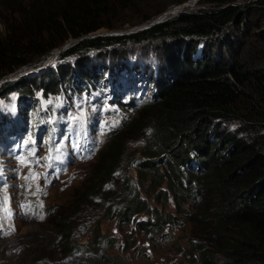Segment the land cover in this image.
I'll return each mask as SVG.
<instances>
[{
  "label": "trees",
  "instance_id": "16d2710c",
  "mask_svg": "<svg viewBox=\"0 0 264 264\" xmlns=\"http://www.w3.org/2000/svg\"><path fill=\"white\" fill-rule=\"evenodd\" d=\"M185 1L165 0L152 15L150 0L20 2L6 34L0 33V81L22 68H40L69 40L103 28L151 22L173 4ZM237 1L202 0L207 8L182 10L135 32L83 37L59 53L62 58L78 57L74 63L59 64L21 81L2 82L0 99L11 102L13 94L17 97L16 111L0 113V138L16 133L35 136L46 129L50 140L52 118L72 123L70 99L97 92L100 96L92 105L99 110L93 117L109 139L96 152L94 169L77 190L76 209L84 202L100 200L108 206L110 217L126 224L145 212L150 217L137 221V228L149 232L163 227L176 218L172 214L165 218L140 197L136 182L148 179L149 188L157 191L156 201L166 203L170 192L178 211L185 210L184 204L194 209L184 211L197 239L191 243V256L196 252L203 264H264V63L250 66L242 61L240 43L235 41L230 44L236 46L237 54L226 61L208 41L216 36L228 38L231 26L245 27L253 19L255 40L261 41L264 56V0H249L245 5ZM148 40L175 41L174 50H164L165 67L157 70L155 78L146 74L147 66H133L122 57L111 66L95 63L92 68L88 63L89 54L99 49L116 50ZM202 42L208 50L194 57ZM144 84L153 88L148 98L142 95ZM41 91L45 98L64 96L66 101L60 107L43 108L37 97ZM111 104L136 113L131 112L118 126L105 119L117 112ZM131 140L139 142V155L132 151ZM165 182L168 188H160ZM68 220L65 216L60 230L68 243L64 250L71 253L84 244L70 242ZM93 238L97 245L108 240L100 231ZM109 240L114 244L115 239Z\"/></svg>",
  "mask_w": 264,
  "mask_h": 264
},
{
  "label": "rangeland",
  "instance_id": "374dc122",
  "mask_svg": "<svg viewBox=\"0 0 264 264\" xmlns=\"http://www.w3.org/2000/svg\"><path fill=\"white\" fill-rule=\"evenodd\" d=\"M13 1L16 2L11 3ZM23 1L26 0H0V33L6 34V27L12 20L11 14L16 12L15 10L18 8L19 3ZM164 1L165 0H150V5L152 7H148L149 13L151 15L154 14L158 8L156 5H160ZM201 1L202 0L185 1L183 4H188L182 9H176L179 5H182V3L173 4L167 11L154 17L151 22L138 25H150L156 20L169 19L173 17L174 14L185 9L192 10L198 7L207 8L208 5L201 3ZM248 2L250 1L238 0L236 3L245 5ZM258 15V12L257 14H253L255 17ZM12 17L14 18L15 15ZM261 20L263 21L264 28V18ZM250 21L249 19V23L245 24V27L236 28L235 26H231L227 31L228 38L216 36L208 40L215 46H212V49L217 56L224 54L226 61L234 57L235 54H237V52H235L236 46L231 48L230 43L235 41L238 45L240 43L241 51L238 53L242 61L250 66H257L264 63V56L260 53V44L262 43L260 40H255L254 30L256 26H254L253 19L252 23ZM128 27L130 26L126 28ZM109 30L114 29L103 28L98 30L96 34ZM254 40L255 43L253 47H251ZM203 44L204 42L198 44L199 49L194 57L202 55L203 50H208V47ZM168 48L174 50L176 48L175 41H171L170 43L164 40H148L130 43L127 46L123 45L117 47L116 50L112 48L107 50L99 49L97 52L90 53L88 63L93 64L94 67L92 68H95V63L96 66L100 64L111 66L116 64L118 59L122 60V58H124V62H130L133 66L138 65L142 67V69L147 66L148 69L146 74L149 73V77L155 78L157 70L160 68L163 70L165 67L162 54L164 50ZM59 53L58 56L49 60L52 61L51 63H48V61L46 64L42 65H46L44 68H37V71L31 69L25 70L24 68L21 70L19 69V74L11 76L13 80L10 81H21L25 76L31 77L40 75L41 73H47L51 68L59 64L68 65L69 63H74L73 61H75L76 58L78 59V57L62 58ZM29 70L34 72L21 76L24 73L30 72ZM162 75L166 76L164 72H162L161 76ZM20 76L21 78H18ZM8 78L10 79V77H6L0 82ZM152 80V78L149 79V81ZM142 86L145 89L142 93V95H145L144 98L152 96L153 88L150 89L146 84ZM99 96L100 94L97 92H84L70 99L72 118L75 120L81 116L85 120L91 121L92 125L95 124V117H93V114L98 113L99 107L92 105V101L96 100ZM16 97L17 93L13 94L14 99H12L11 102L5 98L0 99V113H6L8 115L11 110L16 111V109H14ZM37 97L42 102L43 108H50V105L60 107V105L66 101V97L64 96L49 99L45 98L42 91L37 93ZM102 99L105 101V104L109 105L106 96ZM111 109L117 112L105 116V119L108 121L111 120L118 126L120 121L131 112L136 113L135 111L127 110V108L121 105L113 104ZM233 126H236V124L234 123ZM97 129L98 126L94 129V133L96 145L99 150L100 147L106 144L109 136L106 130ZM130 144L132 146V151L139 155L141 149L139 142L131 140ZM97 158L98 154L96 153L89 159H81V161L72 164L67 170L68 172L64 173L62 178L53 184L49 192L38 198L46 208L41 209L36 202L38 200L34 199V201H29L27 204H21L20 208L15 210L14 215H10L11 219H6V222L2 223L3 226L0 225V264H203L196 252L193 253L194 256L190 255L192 252V250H190L191 243L193 240L196 241L197 239L193 238V232L195 230H193L192 222L185 218L184 211L193 212L194 209L188 204H184L183 207L185 210L178 211L176 201H174L173 195L170 192L166 203L156 201L157 191L149 188L148 179L145 180L144 183L136 182L140 197L149 202L151 209H157L165 218L168 214H172L176 218L175 221L166 223L163 227L153 228L149 232L142 229L140 230L137 228L136 222L146 220L150 215L142 212L136 215L135 222L126 224L125 221L120 220L119 217H110L108 206L100 200L84 202L80 209H76L77 190L81 188L82 183L90 176ZM6 160L9 161L8 158H6ZM131 172L135 180H137V172L134 169H132ZM160 188L167 189V183L165 182ZM105 193L106 192H104V194ZM124 195V192L120 193L119 199L121 200ZM155 214L156 212L151 217L154 218ZM65 216L69 217L67 223L69 229L72 231L70 242L79 245L84 244V252L72 253L71 251V253H67L64 250V246L68 243L63 241L60 224H63L62 222ZM98 231L104 234L108 240L111 238L115 239L114 244H111L113 241L106 240L97 245L93 236ZM104 255H109L111 257L110 260L104 259Z\"/></svg>",
  "mask_w": 264,
  "mask_h": 264
},
{
  "label": "water",
  "instance_id": "95a60500",
  "mask_svg": "<svg viewBox=\"0 0 264 264\" xmlns=\"http://www.w3.org/2000/svg\"><path fill=\"white\" fill-rule=\"evenodd\" d=\"M187 4H188V3H184V4L182 3V5H179L176 9H182V8L185 7ZM155 22H158V21L156 20V21H154V23H155ZM147 23H149V22H147ZM154 23H152V24H150V25L147 24V25H144V26H143V25H135V27H128L129 29L126 28V29L109 30V31H107V32H98L97 34H112V33L116 34V33H118V32L130 33V32H135V30L141 29L142 27H145V28H146V27H150V26L154 25ZM130 28H131V29H130ZM127 29H128V30H127ZM97 34L94 33V34L84 35V36L79 37L78 39H81V38H83V37H87V36H91V37H93V36H97ZM78 39L69 40V41L66 42L65 44L61 45L60 48L58 49L57 54H58L60 51H62L61 49H63L64 47L71 45L72 41H77ZM49 63H51V61H50ZM45 66H46V65H45ZM45 66H40V67H41V68H44ZM34 71H37V69L34 70ZM34 71H30V72L24 73V74H22L21 76H24V75H26V74H30V73H32V72H34ZM21 76L18 77V78H21ZM6 80H13V79H11V77H10V79L8 78V79H6ZM6 80H3V81H6ZM0 83H2V82H0Z\"/></svg>",
  "mask_w": 264,
  "mask_h": 264
},
{
  "label": "clouds",
  "instance_id": "9594fccd",
  "mask_svg": "<svg viewBox=\"0 0 264 264\" xmlns=\"http://www.w3.org/2000/svg\"><path fill=\"white\" fill-rule=\"evenodd\" d=\"M60 52H61V51H60ZM55 56H58V54L54 55L50 60H52ZM49 62H50V61H49ZM49 62H48V63H49ZM51 62H52V61H51ZM3 82H4V81H3Z\"/></svg>",
  "mask_w": 264,
  "mask_h": 264
},
{
  "label": "bare ground",
  "instance_id": "6f19581e",
  "mask_svg": "<svg viewBox=\"0 0 264 264\" xmlns=\"http://www.w3.org/2000/svg\"><path fill=\"white\" fill-rule=\"evenodd\" d=\"M35 70V69H34ZM16 241V240H15ZM11 242V241H10ZM14 242V241H13ZM17 244H19V243H17ZM5 246V245H4ZM12 263V262H11Z\"/></svg>",
  "mask_w": 264,
  "mask_h": 264
}]
</instances>
